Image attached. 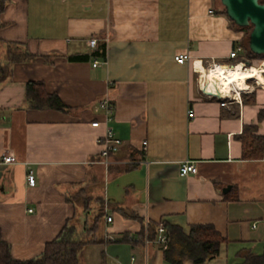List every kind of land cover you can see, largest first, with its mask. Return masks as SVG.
<instances>
[{
  "label": "crops",
  "instance_id": "crops-1",
  "mask_svg": "<svg viewBox=\"0 0 264 264\" xmlns=\"http://www.w3.org/2000/svg\"><path fill=\"white\" fill-rule=\"evenodd\" d=\"M1 21L2 65L15 45L39 57L9 64L0 84V239L14 259H38L63 237L85 243L80 256L101 245L102 264H171L149 233L162 223L186 235L214 228L225 244L203 264L264 253V159H243L240 139L246 126L264 135V75L247 79L245 102L223 107L194 70L229 62L241 45L218 0H9ZM180 54L191 60L177 64ZM29 82L67 108L32 107ZM106 124L123 145L101 163ZM8 155L17 162L4 164ZM186 160L197 173L181 177Z\"/></svg>",
  "mask_w": 264,
  "mask_h": 264
},
{
  "label": "trees",
  "instance_id": "trees-1",
  "mask_svg": "<svg viewBox=\"0 0 264 264\" xmlns=\"http://www.w3.org/2000/svg\"><path fill=\"white\" fill-rule=\"evenodd\" d=\"M8 2L9 0H0V27L2 26L1 16ZM260 2L264 4V0H260ZM222 8L225 12L223 6ZM231 23L244 33L240 44L244 49L245 55L243 56L244 58L238 56L223 64L236 65L240 62H246L249 65L253 59H264V55H255L249 49V35L253 26L240 28L232 21ZM18 49L16 45L9 48L7 65H2L0 62V84L10 75L9 64L28 63L39 58L28 51H17ZM98 52L99 50L97 49L96 53L98 54ZM27 96L32 107L37 109L54 108L65 110L67 108L57 95L49 94L45 89V85L40 82H29L27 84ZM242 96L244 100L246 95ZM259 120H264V110L260 111ZM240 139L243 145V159H264V135L258 134L257 126H246ZM156 230V226L149 224V233L152 236L156 233ZM166 230L169 237V245L164 255L165 261L171 264H184L186 261H191L193 264H203L207 261H212L221 255L222 247L225 244V240L211 226H192L188 235L179 228L169 227ZM84 246L85 243L82 241L61 237L46 244L40 258L20 261L12 257L10 245L0 239V264H80L79 256ZM237 264H264V253L261 255L252 252L246 253L243 261Z\"/></svg>",
  "mask_w": 264,
  "mask_h": 264
},
{
  "label": "built area",
  "instance_id": "built-area-1",
  "mask_svg": "<svg viewBox=\"0 0 264 264\" xmlns=\"http://www.w3.org/2000/svg\"><path fill=\"white\" fill-rule=\"evenodd\" d=\"M88 43H89V46H91L92 48H95L98 44V39L97 38H90ZM243 52H244L243 47L241 45L237 46L236 49L230 54V59L237 58L239 56V54L243 53ZM190 60H191V57L189 54H180V55L175 57V62L177 64H181V65L188 63ZM99 63L100 62L98 60H95L93 63V66L97 67L99 65ZM238 64H242V66L245 69L248 67L246 62H240V63H237L236 65H238ZM216 65H222L225 67L236 66V65H226V64H222V63L213 62L210 65H208L207 67H205V68L203 67V68L206 71H210ZM194 70L196 71V74L198 75L199 88H200V90L204 96H206L210 99H214V98H216V97H214V95H217L220 93L222 97L219 100L221 101V106H223V107H227L228 105L235 103V102L242 103V93L245 91L237 93L235 90L233 92V95L227 96V95H224L223 92H219L216 89L211 90V91L207 90L206 88H204L203 83L201 81L202 77H203V72H202V70H200L199 68L196 67L195 63H194ZM249 81H248V83H249ZM209 93H211L212 95H209ZM216 99H218V98H216ZM99 107L104 112L105 122L106 123L110 122L112 120L113 113H114V105L111 102L110 98L107 96V97L101 99L99 101ZM188 115L190 118L194 117V111L190 110ZM92 126L95 128H98L101 126V122L100 121L93 122ZM100 144L102 147L101 151H100L101 163H107V160L109 159V157L119 151V149L123 145V142L115 136L112 128L110 126H108V124H106L105 125V134H104L103 138L100 140ZM143 144H144V146H146L147 142H144ZM16 162H17V160H16L15 156H13V155H8V156L3 157V163L4 164H14ZM179 170H180V176L181 177H187L190 174H196L197 173V167L195 166V164L193 162H191L189 160L181 162L179 165ZM27 182H28L29 186H31V187L36 186L37 180H36V177H35L33 171H29V173L27 174ZM30 212H32V210H30ZM107 221L112 222V217L108 216ZM127 238L130 241H133L135 239L133 235H129ZM154 242L156 244H158L161 247V249H163V250H166L168 248L169 237H168L167 230H166L163 223L157 227L156 234L154 237ZM135 261H136V258L133 256L131 258V264H134ZM117 264H123V263L118 262Z\"/></svg>",
  "mask_w": 264,
  "mask_h": 264
},
{
  "label": "water",
  "instance_id": "water-1",
  "mask_svg": "<svg viewBox=\"0 0 264 264\" xmlns=\"http://www.w3.org/2000/svg\"><path fill=\"white\" fill-rule=\"evenodd\" d=\"M229 19L240 28L253 26L248 46L255 55H264V4L260 0H220ZM209 95H212L209 93ZM221 99V94L214 95Z\"/></svg>",
  "mask_w": 264,
  "mask_h": 264
},
{
  "label": "bare ground",
  "instance_id": "bare-ground-1",
  "mask_svg": "<svg viewBox=\"0 0 264 264\" xmlns=\"http://www.w3.org/2000/svg\"><path fill=\"white\" fill-rule=\"evenodd\" d=\"M202 83L207 90H218L224 95H233L236 90L237 93L247 89V79L255 78L264 75V63L260 68L247 67L242 64L234 67H225L222 65L214 66L210 71H202ZM237 95V94H236Z\"/></svg>",
  "mask_w": 264,
  "mask_h": 264
},
{
  "label": "rangeland",
  "instance_id": "rangeland-1",
  "mask_svg": "<svg viewBox=\"0 0 264 264\" xmlns=\"http://www.w3.org/2000/svg\"><path fill=\"white\" fill-rule=\"evenodd\" d=\"M218 2L221 5L220 0H218ZM221 7H222V5H221ZM263 63H264V59H253V60L250 61V64L248 65V67L260 68L263 65ZM248 85H250V88H251L250 90L256 89L258 87L257 84L254 82V80H250ZM242 101H243V96H242ZM78 239H83V237L81 236ZM94 246L95 247H93L91 249L89 248L88 250H86V252H85V254L83 256L79 257L80 264H102L100 262V250H101L100 246L101 245H96L95 244ZM108 264H112V263L109 262Z\"/></svg>",
  "mask_w": 264,
  "mask_h": 264
}]
</instances>
